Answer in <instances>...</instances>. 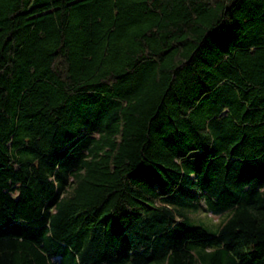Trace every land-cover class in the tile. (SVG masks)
<instances>
[{"label":"trees","instance_id":"16d2710c","mask_svg":"<svg viewBox=\"0 0 264 264\" xmlns=\"http://www.w3.org/2000/svg\"><path fill=\"white\" fill-rule=\"evenodd\" d=\"M0 264H264V0H0Z\"/></svg>","mask_w":264,"mask_h":264},{"label":"rangeland","instance_id":"374dc122","mask_svg":"<svg viewBox=\"0 0 264 264\" xmlns=\"http://www.w3.org/2000/svg\"><path fill=\"white\" fill-rule=\"evenodd\" d=\"M189 216L191 217L193 222H201L205 225L210 226L211 228L215 227L220 221L222 217H218L213 215L212 213H208L204 208L200 207L197 211H190ZM198 223H194L197 225Z\"/></svg>","mask_w":264,"mask_h":264}]
</instances>
